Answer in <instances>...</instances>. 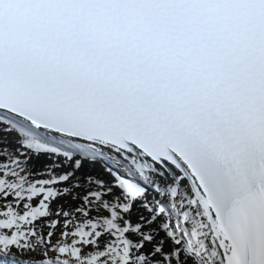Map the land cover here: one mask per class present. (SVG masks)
<instances>
[{
	"label": "snow or ice",
	"instance_id": "1",
	"mask_svg": "<svg viewBox=\"0 0 264 264\" xmlns=\"http://www.w3.org/2000/svg\"><path fill=\"white\" fill-rule=\"evenodd\" d=\"M0 264H264V0H0Z\"/></svg>",
	"mask_w": 264,
	"mask_h": 264
}]
</instances>
